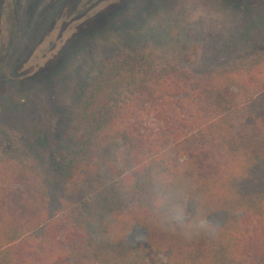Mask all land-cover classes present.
Listing matches in <instances>:
<instances>
[{
  "label": "trees",
  "instance_id": "obj_1",
  "mask_svg": "<svg viewBox=\"0 0 264 264\" xmlns=\"http://www.w3.org/2000/svg\"><path fill=\"white\" fill-rule=\"evenodd\" d=\"M59 167L0 156V264H69L79 226L65 194L97 190L102 147L137 195L107 227L161 264H264V54L205 75L144 50L109 59L76 106ZM187 213L181 229L180 220Z\"/></svg>",
  "mask_w": 264,
  "mask_h": 264
},
{
  "label": "rangeland",
  "instance_id": "obj_2",
  "mask_svg": "<svg viewBox=\"0 0 264 264\" xmlns=\"http://www.w3.org/2000/svg\"><path fill=\"white\" fill-rule=\"evenodd\" d=\"M11 32V51H0V156L26 150L30 163L54 171L75 108L109 59L144 50L196 75L251 61L264 54V0H0V45ZM121 147L119 140L102 147L99 189L65 194L80 235L69 264L165 260L151 248L107 240L115 213L137 201L117 184Z\"/></svg>",
  "mask_w": 264,
  "mask_h": 264
},
{
  "label": "flooded vegetation",
  "instance_id": "obj_3",
  "mask_svg": "<svg viewBox=\"0 0 264 264\" xmlns=\"http://www.w3.org/2000/svg\"><path fill=\"white\" fill-rule=\"evenodd\" d=\"M14 41H15V36L13 32H11L10 36L8 37V42H6V44L3 43L0 45V51H4L5 54H9V52L11 51L13 47Z\"/></svg>",
  "mask_w": 264,
  "mask_h": 264
}]
</instances>
